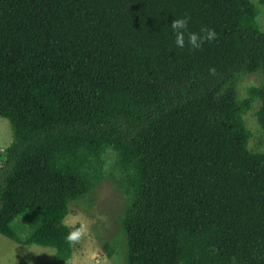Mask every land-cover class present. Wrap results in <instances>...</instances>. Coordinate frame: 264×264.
I'll list each match as a JSON object with an SVG mask.
<instances>
[{"label":"trees","instance_id":"1","mask_svg":"<svg viewBox=\"0 0 264 264\" xmlns=\"http://www.w3.org/2000/svg\"><path fill=\"white\" fill-rule=\"evenodd\" d=\"M217 40L175 45L171 21ZM251 0H0V235L72 260L71 206L118 160L124 264H264V151L238 82L264 77ZM264 132V84L252 92ZM20 219L34 223L28 235ZM112 259L116 250L105 247Z\"/></svg>","mask_w":264,"mask_h":264},{"label":"rangeland","instance_id":"2","mask_svg":"<svg viewBox=\"0 0 264 264\" xmlns=\"http://www.w3.org/2000/svg\"><path fill=\"white\" fill-rule=\"evenodd\" d=\"M256 8V24L264 31V0H251ZM264 84L262 75H245L238 82L241 99L250 98L251 108L243 118L251 137L249 150L264 151V132L257 119L259 101L252 97V92ZM13 140L10 123L0 118V165L6 159V150ZM104 177L95 190L86 199L71 206L66 223L73 230L74 254L71 261L60 262L53 249L38 246L25 247L0 235V264H124V238L120 220L126 210V198L118 188L120 174L116 170L118 160L115 151L108 149L102 156ZM19 232L28 235L36 225L20 219ZM112 246L116 254L112 259L105 251Z\"/></svg>","mask_w":264,"mask_h":264},{"label":"clouds","instance_id":"3","mask_svg":"<svg viewBox=\"0 0 264 264\" xmlns=\"http://www.w3.org/2000/svg\"><path fill=\"white\" fill-rule=\"evenodd\" d=\"M191 17L185 14L182 18H175L171 21V29L174 33L175 45L183 49L187 45L192 51L201 50L203 45L211 43L218 38V34L215 29L208 26H202L199 32L189 31V22ZM68 239L70 242H74L75 236L73 233H69Z\"/></svg>","mask_w":264,"mask_h":264}]
</instances>
